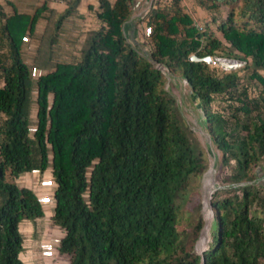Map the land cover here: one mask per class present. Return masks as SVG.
I'll list each match as a JSON object with an SVG mask.
<instances>
[{"label":"trees","instance_id":"trees-1","mask_svg":"<svg viewBox=\"0 0 264 264\" xmlns=\"http://www.w3.org/2000/svg\"><path fill=\"white\" fill-rule=\"evenodd\" d=\"M81 1L61 13L49 0L30 13L0 4V264H27L22 224L47 215L17 180L48 169L50 227L62 235L57 264H264V0H194L211 15L239 3L217 26L220 38L182 0H155L145 50L134 42V0H97L99 28L79 59L60 60L62 25ZM213 55L246 65L224 72L202 60ZM33 70L41 71L35 79ZM165 71L190 88L227 171L211 195L202 255L187 250L178 225L200 206L206 152ZM42 226L39 233L50 230Z\"/></svg>","mask_w":264,"mask_h":264},{"label":"rangeland","instance_id":"rangeland-1","mask_svg":"<svg viewBox=\"0 0 264 264\" xmlns=\"http://www.w3.org/2000/svg\"><path fill=\"white\" fill-rule=\"evenodd\" d=\"M82 7L76 9L72 16H70L62 25L58 42L55 46L56 57L60 60H69V61H76L79 59L82 50L87 47L86 39L89 34L97 30L99 28V23L96 18V12L98 9V2L97 0H82ZM3 3V1H1ZM182 5L187 13L191 14L195 21L203 26H208V29L211 30L216 34L217 37L220 38V34L217 30V26L221 21L228 15L229 11H234L236 14L239 8V3L229 6H221L220 9L211 15L210 13L206 12L200 6H198L194 0H182ZM136 13V12H135ZM213 18H215V23L213 22ZM46 29V24L41 23L38 27V34L40 33L39 37H41ZM136 37V36H135ZM141 38V39H139ZM135 38L134 42L137 43V46H140L142 50L148 48V44H144L142 42V37ZM39 38L34 39L33 41L30 40L29 46H32L34 49L33 53L26 50L23 59L26 63H31V59L33 54L37 51L39 46ZM138 41V42H136ZM216 66V65H213ZM167 76L165 87L168 93L173 97L176 102L178 111L180 112L182 118L188 125V127L194 132L193 135L196 137L197 141L201 145V147L206 152L207 157V170L205 174L209 170L210 163L214 160V166L216 169L215 174V183L214 188L212 189V194L217 190L218 185L223 183V178L227 174L225 168H223L220 164V153L216 150L212 142L208 140L207 131L205 128V123L203 119V115L201 109L198 105V101L194 98L190 88L183 82V79L178 77H171L167 71L164 72ZM243 73H240L242 75ZM34 96L32 99H34ZM215 156V159H214ZM203 175L201 179V184L199 187L200 192V206L196 207L195 212L190 214H183L181 220L179 221L178 230L182 234V240L186 245L187 250L193 251V253L197 255H202L208 248L212 238V222L214 219V211L210 212L208 210V215L205 213L204 208V192H203ZM18 185L21 187L31 188L36 192L38 197L40 198L46 215L44 221V225L47 226L50 230H46L45 234L52 240L55 241L59 239V232L57 228L50 227V214L52 213L53 207V194L55 191V184L51 179V175L49 173V169L37 178L31 179V183L26 182L25 180H17ZM211 201V200H210ZM210 214V215H209ZM199 217L201 218L200 222V229H195V224L198 223ZM43 223L38 224L40 227ZM23 237L27 241L29 225H22L21 227ZM39 236L34 239L35 245L33 246L32 252V261L34 263L39 264L38 260L42 258L41 251L39 249L37 240ZM204 239L202 245L199 246L200 242ZM33 243V242H32ZM25 247V245H24ZM49 259V258H48ZM50 259L49 261H51ZM28 262L27 260H24ZM50 264H57L55 262H51Z\"/></svg>","mask_w":264,"mask_h":264},{"label":"built area","instance_id":"built-area-1","mask_svg":"<svg viewBox=\"0 0 264 264\" xmlns=\"http://www.w3.org/2000/svg\"><path fill=\"white\" fill-rule=\"evenodd\" d=\"M74 0H49V3H51L53 6H55L57 9V12H63L65 11L68 6L73 2ZM155 0H134L133 7H134V13L130 19V21L133 24L134 29L136 28V34L135 36L139 38V36L142 37V42L147 44V40L149 38V30H150V24L148 23V15L149 11L155 7L154 5ZM136 12V13H135ZM135 37V38H136ZM141 39V38H139ZM138 42V41H137ZM28 51L30 53H33L34 49L32 46L28 47ZM41 74V71L33 70L32 71V78H37ZM40 176L39 172H31V173H25L21 175L18 180H25L28 183H31V179L34 177L37 178ZM53 202V200H52ZM54 207V204H53ZM52 207V211H53ZM48 218V217H46ZM45 218V219H46ZM44 219V221H46ZM43 221V224L45 223ZM50 223V221H49ZM44 227L47 229V226L44 225ZM61 234H59V239L52 241L46 234L45 231L40 233L39 238L36 243H38L39 249L41 251L42 258L39 260L40 264H50L53 259L55 258L57 251V245L60 241ZM49 258V259H48ZM52 259L51 261H49ZM27 260V259H25ZM24 261V260H23ZM27 264H31V261L27 260ZM33 264V263H32Z\"/></svg>","mask_w":264,"mask_h":264},{"label":"crops","instance_id":"crops-1","mask_svg":"<svg viewBox=\"0 0 264 264\" xmlns=\"http://www.w3.org/2000/svg\"><path fill=\"white\" fill-rule=\"evenodd\" d=\"M1 1H3V3H1ZM7 1L11 2L19 12L30 13L34 7H37L38 5L42 4L44 0H7ZM0 4L4 5L5 0H0ZM79 7H82V2L78 6V8ZM49 8L53 9L54 11H56V9H57L51 3H49ZM6 11H8V10L6 9ZM57 13H61V12H57ZM27 223L29 225L28 236H27V241L24 238L25 247H24V251L21 255V258H22V260L27 259V260L31 261V264L32 263L36 264V263H34V261H32V259H31L32 255L31 254L33 252V249H35V248H33V246L35 245L34 239H36L40 235L39 229H38L39 225L37 223L34 224L31 222H24L22 225H26ZM38 263L40 264L39 260H38Z\"/></svg>","mask_w":264,"mask_h":264},{"label":"water","instance_id":"water-1","mask_svg":"<svg viewBox=\"0 0 264 264\" xmlns=\"http://www.w3.org/2000/svg\"><path fill=\"white\" fill-rule=\"evenodd\" d=\"M190 60L196 61L198 59L196 57L192 56V57H190ZM202 60L204 62H206L207 64L216 65L220 70H222L224 72L236 71V70H238V69H240L246 65V61H244V60H241L238 58L220 56V55L206 56ZM157 67H159V66L157 65ZM214 159H215V156H214ZM213 165H214V160H213V162L210 163L209 170L213 167ZM213 188H214V185H213ZM210 200H211V196H210L209 201H208V207H209L210 212H211L212 211V204H211ZM203 203H204V200H203Z\"/></svg>","mask_w":264,"mask_h":264},{"label":"bare ground","instance_id":"bare-ground-1","mask_svg":"<svg viewBox=\"0 0 264 264\" xmlns=\"http://www.w3.org/2000/svg\"><path fill=\"white\" fill-rule=\"evenodd\" d=\"M215 174H216V169H215V166L213 165V167L205 174L203 178L204 208H205V213L207 215H208V210H209L208 201H209L210 196L212 195V189L215 183ZM203 241L204 239H202L199 246L202 245Z\"/></svg>","mask_w":264,"mask_h":264}]
</instances>
